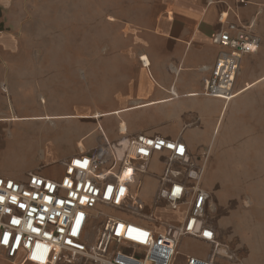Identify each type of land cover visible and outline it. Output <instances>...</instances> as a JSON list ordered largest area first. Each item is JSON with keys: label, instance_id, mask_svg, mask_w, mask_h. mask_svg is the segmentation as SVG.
I'll return each mask as SVG.
<instances>
[{"label": "rangeland", "instance_id": "1", "mask_svg": "<svg viewBox=\"0 0 264 264\" xmlns=\"http://www.w3.org/2000/svg\"><path fill=\"white\" fill-rule=\"evenodd\" d=\"M153 1L28 0V48L9 76L24 78L31 97L57 104L65 197L79 203L69 243L107 256V250L133 251L154 239L157 261L201 264V241L218 231H253L259 244L264 238V131L250 137L243 122L231 138H221L224 158L216 173L212 148L204 147L196 128L172 126L158 93L177 97V88L173 82L159 87L165 65L152 43L158 36L145 31ZM257 24L264 33L263 9ZM152 80L159 86L152 88ZM202 91L198 96L212 98ZM122 94L148 105L142 110L148 121L157 107L156 126L137 127L133 112L118 110ZM123 114L129 121L119 123ZM232 147L235 154L224 150ZM76 156L84 169L77 177L71 169ZM21 214L22 203L13 200L5 219L18 224ZM207 264H214L213 256Z\"/></svg>", "mask_w": 264, "mask_h": 264}, {"label": "crops", "instance_id": "2", "mask_svg": "<svg viewBox=\"0 0 264 264\" xmlns=\"http://www.w3.org/2000/svg\"><path fill=\"white\" fill-rule=\"evenodd\" d=\"M29 9L28 0H0V174L38 192L67 196L68 182L64 181L57 158V104H52L49 99L47 103L44 98L31 97L29 83L22 82L24 78L15 80L9 76L13 65L28 48L25 32ZM262 9L264 11V0H154L146 9L145 31L158 36L152 43L161 52L160 62L165 65V79L161 85L155 80L150 85L152 88L164 87L171 82L176 85L177 97L168 98L167 91L158 93L159 97L165 96L161 98L165 103L160 108L166 111L172 126L183 128L187 123L196 128L206 145L204 147L212 148L216 173H221L219 160L224 158L222 148L218 147L221 138H231L233 129L243 122L248 123L250 137L254 133L260 136L264 131V38H260L256 52L242 56L241 71L234 88L236 97L228 102L220 100L222 98L198 96L202 81L208 74L207 68L213 66L220 53L212 39L219 29L221 13L228 11L229 21L249 22L258 17ZM262 30L257 26L255 32L259 35ZM127 96L129 94L120 97L124 104L118 110L133 112L137 127L147 122L156 126L157 112L153 110L157 107L150 110L148 121L142 115L143 108L148 105L131 103L138 100V96L126 99ZM128 116H118V122L129 121ZM88 136L82 139L88 141ZM140 143L145 141L140 140ZM151 143L156 141L151 140ZM224 150L235 154V147ZM248 150L250 153L253 151L251 146ZM71 169L73 176L83 173L78 156ZM84 174H89L88 169ZM261 241V244L255 242L253 231H218L214 238L205 237L201 241L203 249L199 251L204 258L200 263L207 264V257L213 256L214 264H255V259L264 264V238ZM115 251L107 250V254ZM153 262L170 264L154 257ZM0 264L96 263L92 260L89 263H66L63 258L57 259L56 248L45 243L27 251L12 234L5 233L0 247Z\"/></svg>", "mask_w": 264, "mask_h": 264}, {"label": "built area", "instance_id": "3", "mask_svg": "<svg viewBox=\"0 0 264 264\" xmlns=\"http://www.w3.org/2000/svg\"><path fill=\"white\" fill-rule=\"evenodd\" d=\"M257 20L258 17L249 22L229 21L228 11L219 15V29L212 43L219 47L220 53L213 66L207 68L202 95L227 101L235 97L242 56L256 52L260 44V37L255 32ZM13 200L23 203L18 224L5 219ZM78 209L76 200L55 192L35 191L0 174V247L4 234L10 233L27 251H32L40 243L53 246L57 250V259L63 258L66 263L85 257L96 264H154V239H150L144 248L135 247L133 251L117 249L107 256H89L75 249L69 238Z\"/></svg>", "mask_w": 264, "mask_h": 264}, {"label": "bare ground", "instance_id": "4", "mask_svg": "<svg viewBox=\"0 0 264 264\" xmlns=\"http://www.w3.org/2000/svg\"><path fill=\"white\" fill-rule=\"evenodd\" d=\"M160 234V233H159ZM161 236V235H160ZM75 249H77L78 251H82V250H80V249H78V248H76V247H74ZM84 254H86V255H89V256H91L90 254H87L86 252H84V251H82Z\"/></svg>", "mask_w": 264, "mask_h": 264}, {"label": "snow or ice", "instance_id": "5", "mask_svg": "<svg viewBox=\"0 0 264 264\" xmlns=\"http://www.w3.org/2000/svg\"><path fill=\"white\" fill-rule=\"evenodd\" d=\"M4 242L7 243V238H5Z\"/></svg>", "mask_w": 264, "mask_h": 264}]
</instances>
